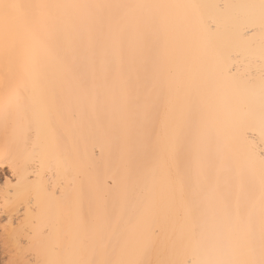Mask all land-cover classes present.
Wrapping results in <instances>:
<instances>
[{"label":"bare ground","instance_id":"1","mask_svg":"<svg viewBox=\"0 0 264 264\" xmlns=\"http://www.w3.org/2000/svg\"><path fill=\"white\" fill-rule=\"evenodd\" d=\"M33 2L168 7L69 10L83 18L80 32L85 37L101 28L111 42L123 32L128 52L121 68L120 57L109 48L111 76L107 81L102 78L99 58L89 61L79 50L67 49L70 63L57 59L54 52L47 58L49 107L53 96L62 97L60 116L47 123L40 104H32L31 118L20 122L27 129V147L22 145L19 154L0 160L4 173V179L0 178V239L14 242L15 252L17 240H27L33 207L39 204L54 213L62 200L75 197L85 186V208L106 202L125 220L131 219L132 226L121 224L114 239L126 245L127 259L146 248L153 252L151 259L158 258L157 254L178 259L186 248L218 240L225 244L242 241L247 219H238L235 210L250 203L255 205L252 223L258 250L260 166L258 160L254 167L248 166L245 126L254 122L258 131L260 124L261 0ZM154 19L161 22L153 23ZM146 34L156 45L145 73L142 37ZM18 58L17 71L22 72L23 51ZM138 73L139 89L126 87L124 81L135 82ZM4 74L0 53V92ZM82 75L90 81L86 91L79 87ZM26 103L31 101L26 99ZM162 126L165 135L158 140ZM3 142L0 131V148ZM173 152L179 175L169 176ZM14 167L17 175H13ZM129 168L134 173L131 183L125 179ZM186 175L191 177L194 197L183 196ZM110 178L111 188L107 185ZM36 186L41 189L38 199ZM26 190L32 191L31 206L18 196ZM224 193H228L227 207ZM30 256L34 264L45 259L43 251Z\"/></svg>","mask_w":264,"mask_h":264},{"label":"snow or ice","instance_id":"2","mask_svg":"<svg viewBox=\"0 0 264 264\" xmlns=\"http://www.w3.org/2000/svg\"><path fill=\"white\" fill-rule=\"evenodd\" d=\"M163 8L166 5H87V4H44L33 0H0V53L3 55L5 66L4 86L0 92V131L3 132L4 142L0 148V160L7 161L15 154H19L22 145L27 147V129L21 126V120L31 118L32 104L39 103L41 114L45 122L51 123L60 116L62 97L53 96L52 107H49L47 93V58L55 53L57 59L70 63L67 49L73 52L79 50L89 61L95 62L99 58L102 65V78L107 81L111 73L107 67L109 48H113L120 57L121 68L128 46L123 32L109 42L101 28L95 35L89 31L87 37L80 32L83 18L69 10L91 8ZM262 18H264V0H261ZM153 23H160L154 19ZM145 73L150 62L156 41L150 34L142 37ZM23 51V71H17L18 54ZM231 71V70H230ZM145 78L147 76L145 75ZM139 73L137 80L124 81L126 87L139 89ZM251 82V80L249 81ZM89 79L82 75L79 87L86 91ZM261 116L257 127L254 122L245 126L248 140V166L254 167L257 160L260 166V239L259 247L254 239V225L252 214L254 203L245 208L237 207L236 217L247 219V235L237 243L216 241L210 245H197L186 248L178 259H151L153 252L146 248L133 259L125 258L126 245L114 243L117 230L121 224L132 226L131 219L125 220L122 213L110 209L106 202H99L93 208L84 206L85 186L73 198L62 200L54 213H49L37 205L32 208L34 218L27 229V240L22 237L17 240V259L10 264H32L28 259L33 251H43L45 259L42 264H264V50L261 52L260 69ZM29 99L31 103H26ZM75 115V113L73 114ZM259 136L257 142L256 136ZM165 135L162 126L157 134L158 140ZM161 156L166 155L163 144L160 148ZM13 175L17 170L13 168ZM168 175H179V164L176 153H172V165ZM125 179L131 183L134 173L125 169ZM7 181L5 184L7 185ZM91 183V180L88 181ZM111 188V178L107 181ZM40 186H36L37 199ZM254 191V186L250 189ZM190 176L184 177V198L195 196ZM31 206L33 196L31 190L18 193ZM227 207L228 193H224ZM39 209V210H38ZM7 232V225L5 226ZM195 234V226L193 227ZM15 234H13L14 236ZM158 232L153 229V237ZM75 242V243H74ZM78 248V252L73 249ZM41 264V262H37Z\"/></svg>","mask_w":264,"mask_h":264},{"label":"rangeland","instance_id":"3","mask_svg":"<svg viewBox=\"0 0 264 264\" xmlns=\"http://www.w3.org/2000/svg\"><path fill=\"white\" fill-rule=\"evenodd\" d=\"M4 173L3 172H0V178L3 180L4 178ZM0 226H3V223H2V225H0ZM0 236H1V234H2V229H1V227H0ZM1 238H2V236H1ZM4 239H6V238H4L3 237V239L1 240L0 239V264H10V262L11 261H13V260H15L16 258H18V257H16L17 256V248H16V250H15V252H13L14 250V246H12L13 245V243L11 244V240L10 241H8V242H6L7 241V239L4 241ZM13 241V240H12ZM10 243V244H9ZM9 245V247H7V246ZM15 245H17V244H15ZM13 249H12V248ZM4 248V249H3ZM8 248V249H7ZM9 250H11V251H9ZM9 251V252H8ZM11 252H13V254L11 253ZM9 254H12V255H9ZM31 255V254H30ZM13 259H12V258ZM32 257L31 256H29L28 257V259H31ZM11 260V261H10ZM31 261H33V260H31ZM32 264H34L33 262H32Z\"/></svg>","mask_w":264,"mask_h":264}]
</instances>
